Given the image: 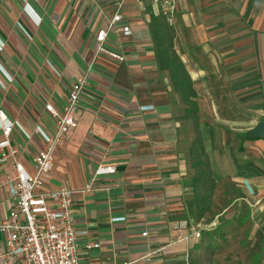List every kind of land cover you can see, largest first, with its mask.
Returning <instances> with one entry per match:
<instances>
[{
	"label": "crops",
	"instance_id": "crops-1",
	"mask_svg": "<svg viewBox=\"0 0 264 264\" xmlns=\"http://www.w3.org/2000/svg\"><path fill=\"white\" fill-rule=\"evenodd\" d=\"M162 10L161 0H0V66L12 76L0 69V111L31 135L11 136L29 172L45 146L36 127L56 128L46 104L61 111L75 79L89 75L78 127L44 186L73 191L82 264H193L212 196L264 194V138L248 137L264 121V0H176L171 23ZM117 11L123 20L104 47L124 61L97 53V33ZM173 53L189 96L174 87ZM99 165L116 172L94 178ZM11 204L3 188L0 218Z\"/></svg>",
	"mask_w": 264,
	"mask_h": 264
},
{
	"label": "built area",
	"instance_id": "built-area-1",
	"mask_svg": "<svg viewBox=\"0 0 264 264\" xmlns=\"http://www.w3.org/2000/svg\"><path fill=\"white\" fill-rule=\"evenodd\" d=\"M161 2L162 13L171 23L176 0ZM25 10L30 17H37V24L41 23V19L29 4L25 5ZM122 20V14L117 11L108 25L98 31L97 53H105L118 61L125 60L123 55L104 47L109 32ZM22 29L30 36L24 28ZM121 30L127 36L132 34L128 25L122 26ZM3 47L4 44L0 41V50ZM0 67L9 80H12V76ZM88 78L89 75L86 74L75 79L61 111L52 104H46V111L56 119V128L53 134H48L41 127H36V131L45 141V146L34 156L33 172H29L21 164L19 149L11 139L15 128L20 129L27 138H31V135L18 121L10 120L0 111V165L7 168L0 178V190L7 188L12 202L7 216L0 218V264H82L78 239L84 232L76 226L73 191L65 187L46 190L44 186L52 171L57 149L65 144L71 131L78 127L76 114ZM115 172L116 167L113 165H99L94 172V178ZM90 188L91 183L87 186V189ZM121 219L124 217H112V221ZM195 236L199 237L200 231L195 232ZM99 247V243L85 245L87 250Z\"/></svg>",
	"mask_w": 264,
	"mask_h": 264
},
{
	"label": "rangeland",
	"instance_id": "rangeland-1",
	"mask_svg": "<svg viewBox=\"0 0 264 264\" xmlns=\"http://www.w3.org/2000/svg\"><path fill=\"white\" fill-rule=\"evenodd\" d=\"M215 195L208 202L214 208L203 221L207 225H201L193 264H264V194Z\"/></svg>",
	"mask_w": 264,
	"mask_h": 264
},
{
	"label": "trees",
	"instance_id": "trees-1",
	"mask_svg": "<svg viewBox=\"0 0 264 264\" xmlns=\"http://www.w3.org/2000/svg\"><path fill=\"white\" fill-rule=\"evenodd\" d=\"M167 47H170L167 45ZM173 58H172V64L175 66V70H174V74L177 75L179 81L178 83H176V85H174V87L178 90H182L183 91V95L184 96H189V91L191 89L192 83L189 77L188 72L185 70L184 65L182 64L181 60L176 58V55L173 53ZM169 60H167V64ZM188 104L191 105V108L194 109L196 107L195 102L188 100L187 101ZM250 136V134L248 135V137ZM252 139H256V138H252Z\"/></svg>",
	"mask_w": 264,
	"mask_h": 264
},
{
	"label": "water",
	"instance_id": "water-1",
	"mask_svg": "<svg viewBox=\"0 0 264 264\" xmlns=\"http://www.w3.org/2000/svg\"><path fill=\"white\" fill-rule=\"evenodd\" d=\"M250 135L252 138H264V121L258 122L251 130Z\"/></svg>",
	"mask_w": 264,
	"mask_h": 264
}]
</instances>
